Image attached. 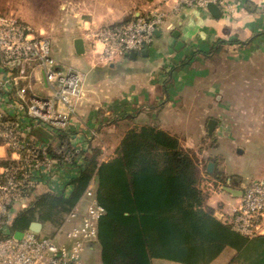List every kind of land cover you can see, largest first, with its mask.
I'll list each match as a JSON object with an SVG mask.
<instances>
[{"label": "built area", "instance_id": "obj_1", "mask_svg": "<svg viewBox=\"0 0 264 264\" xmlns=\"http://www.w3.org/2000/svg\"><path fill=\"white\" fill-rule=\"evenodd\" d=\"M175 1L178 7L204 8L209 2L219 6L226 2ZM165 16L163 9L153 7L128 20L97 26L87 36L99 59L109 62L150 45ZM84 77L78 68L57 62L47 36L36 35L28 23L0 13V264H86V250L98 242L105 207L96 196L94 181L55 235L30 228L17 237L11 230L18 206H26L35 190L71 188L67 181L73 163L83 161L79 133L71 125ZM38 83L52 92H39ZM40 129L47 131L46 138L38 135ZM241 190L227 218L244 234L264 233V179L244 184Z\"/></svg>", "mask_w": 264, "mask_h": 264}, {"label": "crops", "instance_id": "obj_2", "mask_svg": "<svg viewBox=\"0 0 264 264\" xmlns=\"http://www.w3.org/2000/svg\"><path fill=\"white\" fill-rule=\"evenodd\" d=\"M131 1L140 5L134 16L153 7L166 12L155 40L144 48L146 53L142 52L143 49L136 57H132L130 52L109 62L102 61L92 38L88 36H82L85 41L82 53L75 48L74 40L78 36L74 37L71 45L67 43V53H58L53 49L60 65L74 66L85 76L82 96L71 125L72 131L79 133L77 143L81 148V161L93 146L115 148L131 127L156 124L178 135L186 148L206 160H201L198 168L201 185L209 191L207 204L215 208L219 218H227L240 200L238 193L244 183L221 182V177L225 176L224 164L208 158L210 153L218 152L219 143L201 148L205 126L209 131V120L215 117L210 115L208 108L202 109L199 104L191 107L190 102L183 99H187V87L182 72L188 57L207 53L222 39L252 48L264 46V0H226L220 6L219 16L200 6L178 7L175 0ZM123 20L126 19L113 16L106 22L110 24ZM96 21L99 22L98 19ZM97 26L99 24L93 23L88 31ZM38 76L44 78L42 71L38 72ZM37 85L41 87V93L52 92L48 85ZM218 131L216 126V136ZM46 132L40 129L38 135L44 139ZM227 185L235 190L231 192L225 187ZM225 201H229L228 206ZM202 247L213 253L210 247L197 245V263L211 264L213 260L200 259L199 249ZM233 250L228 253L227 262L234 255ZM225 251L226 248L218 254ZM154 264L157 263L154 261Z\"/></svg>", "mask_w": 264, "mask_h": 264}, {"label": "trees", "instance_id": "obj_3", "mask_svg": "<svg viewBox=\"0 0 264 264\" xmlns=\"http://www.w3.org/2000/svg\"><path fill=\"white\" fill-rule=\"evenodd\" d=\"M225 42L234 41L219 40L212 49ZM100 153L95 146L83 162L73 163L68 192L35 190L29 205L16 212L11 230L30 229L33 221H51L58 230L94 181L105 207L97 242L102 264H154L155 258L198 264L197 245L213 242L219 244L210 249L214 255L217 246L235 249L227 264H264V233L249 236L215 214L198 162L178 135L156 124L134 126L110 158L100 160ZM221 182L228 183L226 176Z\"/></svg>", "mask_w": 264, "mask_h": 264}, {"label": "rangeland", "instance_id": "obj_4", "mask_svg": "<svg viewBox=\"0 0 264 264\" xmlns=\"http://www.w3.org/2000/svg\"><path fill=\"white\" fill-rule=\"evenodd\" d=\"M139 6L131 0H0V13L28 23L36 35H45L51 40L55 51L67 53V43L71 45L76 36H87L93 23L109 24L106 20L113 16L127 20L134 16ZM187 59L182 72L187 99H183L188 100L191 107L199 104L200 108H208L216 120L212 132L205 126L201 148L216 142L220 144L219 153L212 152L208 158L224 164L229 184L264 179V46L252 48L225 42L214 50ZM36 89L41 87L37 85ZM216 126L219 128L217 136L214 134ZM106 148L100 146V160L114 154L115 148ZM190 152L198 165L201 160L206 162L192 150ZM43 189L40 187L36 193H42ZM225 204L228 206L229 201ZM21 208L19 205L16 212ZM56 227L53 222L46 221L39 234L55 235ZM213 243L205 247L211 249L213 245H219ZM225 248L227 251L218 254ZM214 250L216 256L214 252L200 248V259L213 260L211 264H225L228 253L234 251L227 245L223 249L214 247ZM85 260L86 264H102L100 244L96 242L94 247L86 250ZM154 261L157 264H185L167 258H155Z\"/></svg>", "mask_w": 264, "mask_h": 264}, {"label": "water", "instance_id": "obj_5", "mask_svg": "<svg viewBox=\"0 0 264 264\" xmlns=\"http://www.w3.org/2000/svg\"><path fill=\"white\" fill-rule=\"evenodd\" d=\"M208 9L211 11V13L215 16H219L221 14V7L217 4V3H214V2H209L208 3ZM157 33H159V29H157ZM74 43H75V48L77 50V52L79 53H82L85 51V41H84V38L83 37H77L75 38L74 40ZM143 53H146L147 52V49H144L142 51ZM138 54V51H132L131 52V56L132 57H136ZM215 123H216V120L211 118L209 120V131L212 132L214 130V127H215ZM212 163H210L211 165ZM224 186V185H223ZM228 190H230L231 192H233L235 190L234 187L232 186H225ZM242 194V190H239V193L238 195L240 196ZM42 227H43V224L42 222L40 221H33L30 225V228L37 231V232H40L42 230ZM23 234V231H17L15 233V235L17 237H21Z\"/></svg>", "mask_w": 264, "mask_h": 264}]
</instances>
